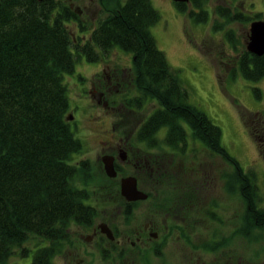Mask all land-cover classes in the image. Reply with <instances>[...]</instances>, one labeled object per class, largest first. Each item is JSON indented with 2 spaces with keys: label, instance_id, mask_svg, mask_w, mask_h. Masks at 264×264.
I'll use <instances>...</instances> for the list:
<instances>
[{
  "label": "trees",
  "instance_id": "trees-1",
  "mask_svg": "<svg viewBox=\"0 0 264 264\" xmlns=\"http://www.w3.org/2000/svg\"><path fill=\"white\" fill-rule=\"evenodd\" d=\"M173 2L183 11L189 1ZM191 2L196 9H190L189 16L207 21L209 9L199 0ZM101 3L107 14L86 36L69 26L71 21L79 31L86 29L68 0H0V264H14L9 257L15 253L28 254L31 235L45 241L35 246L31 264H58L55 255L61 241L70 237L71 224L90 227L100 208L120 203L125 215L136 203L123 198L115 177H97L91 160L73 161L83 141L66 115V75L81 58L97 61L118 46L135 55L136 89L122 96L125 106L138 111L152 99L159 103L135 133L143 150L164 147L184 153L191 141L205 144L238 168L232 183L246 204L241 232L248 234L264 224L253 173L221 143L220 126L189 101L178 70L158 47L151 25L160 13L151 0ZM216 12L223 19L215 20L213 28L224 32L231 21L262 18L260 11L251 15L225 4L217 5ZM225 36L237 47L232 30ZM235 64L246 79L264 75V53L243 47ZM160 132L163 137L158 140ZM160 184L165 187L164 181Z\"/></svg>",
  "mask_w": 264,
  "mask_h": 264
},
{
  "label": "rangeland",
  "instance_id": "rangeland-1",
  "mask_svg": "<svg viewBox=\"0 0 264 264\" xmlns=\"http://www.w3.org/2000/svg\"><path fill=\"white\" fill-rule=\"evenodd\" d=\"M199 1L210 11L207 21L196 22L189 16L190 9L195 8L191 0L183 11L172 0H151L160 13L151 31L168 63L178 70L189 101L220 126L221 143L245 171L253 173L257 199L264 205V75L258 80L246 79L235 64L245 47L250 20L231 21L225 24V32L213 28L215 20L219 23L223 19L216 12L217 5L236 7L251 15L260 11L264 18V0ZM68 3L80 10L86 24V29L79 31L69 22L77 34L88 36L98 19L107 14L101 0ZM228 30L235 35L237 47L225 36ZM108 53L102 54V63L98 64L81 58L74 72L65 77L69 94L66 115L72 114L74 134L83 141V150L73 161L88 158L93 162L94 174L104 177L101 156L112 151L118 157L117 146L121 145L135 160L143 157L149 162L171 165V171L157 177L147 168L137 171L119 157L121 172L138 175L139 188L149 191L150 196L132 205L125 215L121 204L113 203L98 210L99 215L90 227L71 224V235L59 244L55 261L69 264L81 257L84 264H264V224L248 234L241 232L246 204L239 188L232 183L238 168L198 140L191 141L184 153L164 147L143 150L144 145L136 141L135 133L159 103L152 99L138 111L129 110L122 96L135 92L130 80V54L119 46ZM114 72L125 77L123 84L111 82L99 99L107 76ZM171 195L177 197L176 202ZM185 196L192 200H185ZM152 219L158 236L151 239L145 235V240L131 244L129 241L136 239L140 227ZM101 220L113 228L118 238L116 244L104 238H87L92 226ZM44 242L31 235L26 242L28 254L15 253L9 262L31 264L35 246Z\"/></svg>",
  "mask_w": 264,
  "mask_h": 264
},
{
  "label": "flooded vegetation",
  "instance_id": "flooded-vegetation-1",
  "mask_svg": "<svg viewBox=\"0 0 264 264\" xmlns=\"http://www.w3.org/2000/svg\"><path fill=\"white\" fill-rule=\"evenodd\" d=\"M174 1V0H173ZM190 1V0H189ZM76 8V7H75ZM76 10H77V8H76ZM79 13V12H78ZM252 21V20H251ZM250 23V22H249ZM247 36H248V32H247ZM247 38V37H246ZM248 39V38H247ZM246 39V40H247ZM245 47H246V43H245ZM247 49V48H246ZM248 50V49H247ZM125 51V50H124ZM125 52H127V53H129L130 54V60H131V66H130V69H131V72H132V76H131V78H130V80H131V82L133 83V88H132V90H134V89H136V86H135V83H134V81H135V77H134V64H133V60H134V58H135V55L133 54V53H131L130 51H125ZM102 59V58H101ZM101 59H99V60H97V64L101 61ZM104 61H105V59H104ZM100 63H102V61L100 62ZM106 66H109V63H107V62H105L104 63ZM115 70V69H114ZM121 78V79H120ZM123 79H125V77L123 78L122 76H120V75H118L116 72H114V74L113 75H108L107 76V79L105 80V88L104 89H100V91H99V99H100V97H102V96H104V91L105 90H107V88L110 86L109 84L111 83V82H113V81H116V84H123ZM92 84L95 86V84H94V81L92 82ZM122 86V85H121ZM187 89V88H186ZM188 93V92H187ZM127 94H129V93H127ZM188 97H189V93H188ZM122 101H123V99H122ZM106 102H107V100H106ZM105 102V103H106ZM123 104H124V102H123ZM125 105V104H124ZM69 115V114H68ZM68 115H67V119H68ZM68 120H71V119H68ZM71 122V121H70ZM117 151H118V154H119V152H121V151H125L126 152V156L124 157V158H121L122 159V161L124 162V163H129V164H131L137 171H139V170H144L145 168H147L148 170H152L153 172H154V175L155 176H157V177H159V173L161 174V175H164L165 174V172H166V174H168L169 173V171H171V165H165V164H163V163H160V162H154L153 163V165H151L148 161H146V159L144 158L143 159V157H142V159L141 160H135L132 156H130V154H129V151L127 150V149H125L124 147H122L121 145H118L117 146ZM109 154H112V155H114V164H115V167H116V169H117V175L115 176V178L117 177L118 178V182H119V180H120V177L121 176H123V175H127V174H129V173H122L121 172V170H122V168H121V165H120V163H118V158H119V156L117 157V154L116 153H114V152H109ZM120 159V158H119ZM151 168V169H150ZM237 168V167H236ZM160 170V171H159ZM191 171V173H192V169L190 170ZM237 173V172H236ZM135 176L137 177V184H138V182H139V180H138V175H136L135 174ZM138 187H139V185H138ZM190 194H192V193H190ZM171 197L174 199V201L176 202V196H173V195H171ZM183 197V196H182ZM187 197H189V196H185L184 198H185V200L187 199ZM124 198V197H123ZM125 199V198H124ZM126 200V199H125ZM142 199H137V200H127V201H135V202H138V201H141ZM189 200L191 201L192 200V197H189ZM192 203V202H191ZM166 207V206H165ZM123 213H124V211H123ZM166 215H168V213L166 214ZM104 221V220H103ZM100 222H102V220L101 221H99V222H97V224H95V225H93L92 226V229H91V233L90 234H88L87 235V238L90 240V239H94V238H100V239H102V238H104V239H107V240H112L113 241V243H115L116 244V242H117V239L118 238H116L117 236L114 234V231H113V228L109 225V227L112 229V234H113V238H110V237H108L107 236V234L105 233V232H102L101 230H100V228H99V226H98V224L100 223ZM154 220L152 219V220H149V221H146L141 227H140V229L137 231V233H138V235L136 236V239L133 241V240H131V241H129L131 244H134V242H138V241H140V240H145V237L147 236L148 238H151V239H154V238H156L157 236H158V233H159V230L158 229H154ZM146 235V236H145ZM98 238V239H99ZM69 264H84V259L83 258H79V259H77L76 260V262H74V263H69Z\"/></svg>",
  "mask_w": 264,
  "mask_h": 264
},
{
  "label": "water",
  "instance_id": "water-1",
  "mask_svg": "<svg viewBox=\"0 0 264 264\" xmlns=\"http://www.w3.org/2000/svg\"><path fill=\"white\" fill-rule=\"evenodd\" d=\"M174 1H189V0H174ZM78 10V9H77ZM80 10H78L79 12ZM246 48L256 54L264 53V18H257L249 23L248 39L246 40ZM72 118V114L68 115V119ZM119 157L124 158L126 156L125 151L119 152ZM103 163V169L107 176L115 177L117 175V169L114 164V155L105 153L101 156ZM119 190L121 195L126 200L145 199L148 193L138 187L137 177L133 174H127L120 177ZM100 230L105 232L108 237L113 238L112 229L109 225L102 221L98 224Z\"/></svg>",
  "mask_w": 264,
  "mask_h": 264
}]
</instances>
